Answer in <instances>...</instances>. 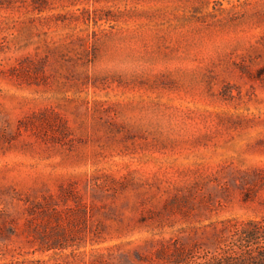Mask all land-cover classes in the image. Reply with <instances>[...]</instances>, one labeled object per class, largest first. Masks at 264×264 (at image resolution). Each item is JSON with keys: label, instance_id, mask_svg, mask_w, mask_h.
Listing matches in <instances>:
<instances>
[{"label": "rangeland", "instance_id": "1", "mask_svg": "<svg viewBox=\"0 0 264 264\" xmlns=\"http://www.w3.org/2000/svg\"><path fill=\"white\" fill-rule=\"evenodd\" d=\"M264 217V0H0V264H175Z\"/></svg>", "mask_w": 264, "mask_h": 264}, {"label": "trees", "instance_id": "2", "mask_svg": "<svg viewBox=\"0 0 264 264\" xmlns=\"http://www.w3.org/2000/svg\"><path fill=\"white\" fill-rule=\"evenodd\" d=\"M233 226L215 252L178 256L175 264H264V217Z\"/></svg>", "mask_w": 264, "mask_h": 264}]
</instances>
